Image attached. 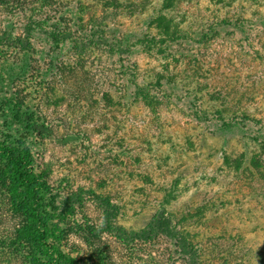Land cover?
Here are the masks:
<instances>
[{
    "label": "trees",
    "instance_id": "obj_1",
    "mask_svg": "<svg viewBox=\"0 0 264 264\" xmlns=\"http://www.w3.org/2000/svg\"><path fill=\"white\" fill-rule=\"evenodd\" d=\"M182 1L0 0V264H114L113 243L127 250L164 247L173 264H203L188 227L192 217L168 211L188 167L162 186L156 210L136 230L116 223L121 207L112 198L49 181L37 164L46 118L32 96L48 91L52 80L68 76L80 87L96 80L107 102L115 98L127 112H154L166 103L203 133L201 149L211 142L223 169L264 181V116L221 109L183 75L187 62L217 38L239 39L264 62V46L249 41L264 34V0H211L212 17L193 23L175 15ZM29 78L37 86L19 88ZM169 151L173 162L182 159L172 141ZM85 201L96 204L99 221ZM196 215L203 218L201 209ZM251 258L235 252L223 264Z\"/></svg>",
    "mask_w": 264,
    "mask_h": 264
},
{
    "label": "rangeland",
    "instance_id": "obj_2",
    "mask_svg": "<svg viewBox=\"0 0 264 264\" xmlns=\"http://www.w3.org/2000/svg\"><path fill=\"white\" fill-rule=\"evenodd\" d=\"M150 1L141 3L145 6ZM211 3L183 0L175 15L190 23L195 17L198 21L203 16L211 18ZM261 35L249 36L250 43L264 46ZM187 63L183 75L198 83L206 100L212 99L223 110L264 116V62L244 50L239 39H214L201 49L195 62ZM36 82L29 78L17 84L22 88ZM49 83L48 91L32 97L46 118L47 130L37 164L52 184L63 180L72 190L82 187L112 198L121 207L116 223L136 230L156 210L162 186L188 167V175L180 179L179 196L168 211L192 217L188 227L198 237L201 262L223 264L238 252L239 256L251 255L250 264H264L263 179L223 169L211 142H207L208 149H201L203 133L166 103L154 112L147 108L127 112L115 98L107 102L96 80L83 87L68 76ZM171 141L182 158L174 162ZM233 150L239 152L235 146ZM83 207L94 220H100L95 203L85 201ZM197 209L203 218L195 216ZM212 212L215 219L210 221ZM112 246L114 264H173L175 258L164 247L127 250L116 243ZM174 264L181 261L176 259Z\"/></svg>",
    "mask_w": 264,
    "mask_h": 264
}]
</instances>
